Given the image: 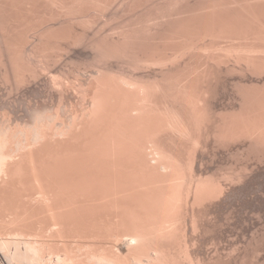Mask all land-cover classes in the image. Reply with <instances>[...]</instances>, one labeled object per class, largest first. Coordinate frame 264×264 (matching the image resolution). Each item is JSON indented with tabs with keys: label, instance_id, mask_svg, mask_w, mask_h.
<instances>
[{
	"label": "bare ground",
	"instance_id": "obj_1",
	"mask_svg": "<svg viewBox=\"0 0 264 264\" xmlns=\"http://www.w3.org/2000/svg\"><path fill=\"white\" fill-rule=\"evenodd\" d=\"M112 22H115L114 25ZM80 45L89 51V56L92 54L91 61H88L89 64L83 65L84 60L82 63L80 61L81 64L76 62L77 65L73 61H71L73 64L70 61L68 63V60L64 64V52L69 53L71 48L75 46L79 48ZM75 50L77 49L75 48ZM70 54L72 53L70 52L66 56ZM62 62L64 66L72 64L73 67L76 65V68L73 67L75 70L72 69L73 71L69 72L67 67L60 66V69H57L59 73L57 71L58 74L54 73V67L59 66ZM112 62L118 63L115 67L116 70H114ZM79 65L84 67L81 68ZM145 65L153 66L154 70L137 75L134 70ZM61 67L65 68V71H60ZM42 74L47 76L49 87L56 90V99L68 100L72 109L59 115L60 119L61 116L63 117L62 120L59 119L60 122L54 118L57 122L53 121L50 129L47 128L48 126H44L52 123L49 121L47 124L43 122L42 126H39L40 122H36L35 128L34 123L30 127L26 123L27 126L23 124L26 127L22 128V124L18 121L13 123L11 119H5V115L2 114L3 119H0V254L6 263L2 260L0 263L206 264L207 261L201 260L199 255H196L195 248H192V246L194 247L192 241H196L193 239L194 233L198 234L202 228L200 221L207 217L209 219V209L214 204L216 205V202L222 204L219 202H223L226 195L228 196V193L235 190V186H241L246 180L245 177L249 181V174L253 175L252 170H255L253 168L256 164H253L252 160L259 161L262 163H260L261 165H264V0H0V92L6 89L5 87L12 91L15 88V92L20 91V88L26 84H31L35 80L37 83V78L40 77L41 80ZM224 75L225 78H230L229 87L234 104L232 103L233 105L230 107L231 105L229 106L228 103L232 101L226 98L229 102L227 101V106L224 104L223 106L230 109L222 110V107H216V100L219 95L222 96V90L228 79L224 80ZM247 75L251 77V80L245 81V79L248 80ZM45 84L47 86V83ZM226 90L224 89V91ZM3 91L5 92L4 97L2 95L4 99L0 94V103L3 102V105L0 104V110L3 109L1 105L5 106L6 104L3 100H5L7 91ZM51 92L53 93V91ZM69 95H74V97L70 98ZM35 109L36 113L41 111V107ZM6 113L7 110L4 114ZM2 115L0 112V116ZM37 118L40 119V117ZM111 118L120 128L129 129L125 131L129 133L125 134L128 139L123 135L125 132L121 136L128 143V147L138 145L137 142L143 139L142 135L145 134V142L142 141L144 150L142 151H147L145 154L142 153L144 154L142 161L138 163H142L141 170L144 173L141 170L138 173L139 166H136L138 169L134 166V159L137 160L139 158L137 156L140 155L136 154L137 148H134V152L128 151L133 155V158L135 157L133 166H131L133 163L131 154V161L128 160L130 159L128 156L124 160L126 154L123 149L126 148L127 143L123 144L121 138L119 139L122 143L119 139L117 141L115 136L117 129L116 127H113L116 131L112 129L114 123ZM118 126L117 128H119ZM132 131L133 133L138 132V135L135 133L133 136ZM139 132H141L142 138H140ZM131 134L133 138L130 136ZM135 135L138 136L137 140L140 138L137 142L136 139L133 142ZM93 140L97 141L94 150H92ZM129 142L131 145L132 142L134 144L131 146ZM85 143H87L86 146ZM236 143L240 147L232 152L231 147L233 144L236 146ZM122 144L125 145V148ZM228 145H231L232 153H238L235 155L238 161L235 159V163H233L235 157L231 158L234 155L232 154L230 155L231 160L233 159L232 164H229V161H226L228 163L225 164L221 160L225 164L224 167L229 164L232 166L228 165L231 168L226 167L227 170L224 171V169L222 170L223 166H217L224 173L221 170L218 171L217 167V175L213 174L215 169L213 172L211 170L212 175L202 173L204 167L200 170L201 161L209 147L213 148L214 156L208 155L216 157L215 155L219 152L222 154L223 149ZM234 145L233 147H235ZM213 146H217L218 149H214ZM220 146L222 151H219L221 150ZM229 146L226 150L224 149L225 153L229 152L228 154H230V151H227ZM78 147L82 149L84 147L86 150L82 151L81 148L77 150ZM91 150L95 154L90 152ZM77 151H82L83 157L81 153L79 157V152L76 154ZM114 152L119 157L117 160L120 161L121 170L115 168L117 160L112 157ZM215 152L217 153L214 154ZM59 155L65 157L63 159L61 157L64 164L61 159L58 160ZM227 155L225 156L227 157ZM72 156H75L73 160ZM198 156L202 158L200 166L197 164ZM209 156L207 157L209 158ZM242 158L245 159L242 163L250 161L247 162L250 163V166H246L248 165L246 163V167H244L243 163L242 167L244 168L241 167L240 170L234 168ZM70 160L73 161V164ZM126 160H128L127 163L131 162L129 164L131 167H134L132 176H128L129 169L133 168L125 162ZM205 160H203V165H205ZM83 163L88 166L92 164L91 171ZM257 164L259 165V163ZM110 166L111 169L113 166L116 173L117 170L118 173H121L120 171L123 169L128 170H123L121 177L122 174L117 173L116 175L112 169V175L108 176L107 170ZM92 167L95 169L94 171ZM248 167H251L252 170ZM105 168H107L106 171H103ZM261 168L260 170H262ZM96 169L100 170L97 172ZM82 170L87 171L86 174ZM247 171H251V173L247 174ZM257 171L259 172V170ZM94 173L98 176L96 177ZM114 173L115 176H119L116 177L118 186L116 187L119 190L108 193L107 190L112 188L109 185L114 183L112 181ZM219 173L221 175H218ZM143 174L145 177L139 181L142 179L139 176ZM135 175H139L138 180ZM91 176L93 177L90 181L89 177ZM259 176H255V174L252 176L258 177L254 180L255 185L258 181L260 182L259 178L262 179L264 174ZM95 178L101 182L106 181V183L103 182L104 185L107 184L106 187L100 182L97 183ZM108 178L111 183L107 181ZM93 179L95 180L93 181ZM56 180L57 182H55ZM119 180L123 183L120 184ZM144 180L145 182H142ZM52 181L57 185L62 184V190L57 185L55 187ZM128 181L142 182L141 186L144 185L146 188L144 189L143 186L141 192V189H138L140 184L133 182L132 184H135L134 186L140 194L134 193L131 189L133 185L130 183L132 186L130 185L129 189ZM76 184L80 188L75 187ZM97 184L99 186L102 184L103 188H101L102 186L99 188ZM262 184L264 183L262 182ZM227 185L228 187L231 185V191H227ZM247 185L251 186L250 183ZM247 185L241 186V188H246ZM84 186L87 187L86 190ZM88 186L90 187L88 188ZM66 187H71V190ZM252 187L254 188V186ZM106 188L107 193L103 194L104 196H99L102 189ZM127 188L129 192L124 190ZM76 189L87 194H83L82 191L74 193ZM120 189L130 198H127L125 193H120ZM236 189L239 190L240 187ZM60 190L67 194L64 193L65 196H62ZM68 190L71 193L67 192ZM95 190H98L97 193ZM240 190L245 191V189ZM256 190H253V193L251 189L247 192H251V195L255 192L264 194L263 190H258L263 192ZM57 191L59 197L56 196ZM115 192L121 196L116 197ZM247 192L245 191V193ZM94 193L99 196L98 200ZM133 193L136 194V198H133ZM245 193L243 192V194ZM88 195L90 196L87 197ZM111 195L116 199L110 198ZM73 196L78 198L81 196L80 200L84 198L81 201L86 205L84 206L81 201L78 205V202H74L78 199L73 201ZM235 196L236 194L233 197ZM249 196L245 194L244 198L249 199ZM258 197L261 199L260 195ZM88 198L91 202L87 200ZM229 198L226 199L229 200ZM254 198L256 201L257 197ZM100 199L103 203L100 202ZM117 199H119L118 204L116 203ZM68 200L73 202H68ZM93 200L95 201L93 202ZM233 200L231 199V201ZM87 201L90 204L93 202L92 206ZM228 202L225 207H228ZM241 202L244 204L245 201L242 199ZM101 203L105 204V207ZM71 204H74L75 208H71L73 207ZM80 204H82V208ZM217 206L220 208L217 211L222 207L225 208L224 205ZM215 208L216 206L212 207L214 210ZM257 208L259 209V206ZM260 209L262 208L260 207ZM253 210L255 211L254 208ZM112 211L118 217L115 216L117 223L115 218L109 219V221L113 220L116 225L113 222L110 223L111 225L106 223L109 226L107 227L109 230L104 228L106 232L102 229L104 227L102 225L105 223L100 216L106 218L107 215L109 218L114 214ZM254 211L252 212L254 213ZM84 212H88L86 213L88 217ZM101 213L104 216H99ZM89 214L92 216L91 219H89ZM82 215L86 216L87 221L83 217L81 220L87 222V225L92 224H88V221L96 223L94 229H92L94 224L90 226L92 230L87 232L88 235L82 234L89 227L81 222ZM94 217L99 221L102 219V222L100 223ZM226 217L229 216L226 215ZM255 217H257L256 214L254 220L259 219V217ZM93 218L102 227L97 226V222L92 221ZM231 218L229 217V219ZM262 221L264 219L258 224H262ZM218 222H216L217 225ZM209 225H207L208 228ZM214 225L217 226L216 224L210 225V229H214ZM262 225L264 227V224ZM97 227L98 230L101 227L102 231L108 233L107 235L104 233L106 236H109L112 229L111 238L114 239L115 236L114 240L117 243L123 241L126 250L116 252L119 249L114 248V245L96 244L95 247L99 246L100 248L96 251L93 247L95 244L88 246L87 243L79 242L76 243L78 245L76 246L69 242L82 235L85 236L80 238L84 240L83 238L86 236L89 237V233L98 231L95 229ZM190 230L191 234L194 231L192 238ZM207 231L209 230L207 229ZM98 235L96 233L95 236L94 233V237L93 233L90 234L96 240L100 239ZM52 236L62 239L66 237L70 240H62L63 242L60 244L56 240L50 241ZM102 237L100 240L103 239ZM256 237L257 235L252 236L254 241ZM94 238H92L93 242ZM263 238L264 236H261V239ZM258 239L260 236L256 240ZM78 241L81 240L78 239ZM110 242L113 241L110 240ZM112 247L117 250L114 251ZM75 248L79 249L81 253L75 251ZM86 249L87 251H85ZM244 257L242 260L246 259ZM208 263L212 264L210 261Z\"/></svg>",
	"mask_w": 264,
	"mask_h": 264
},
{
	"label": "rangeland",
	"instance_id": "obj_2",
	"mask_svg": "<svg viewBox=\"0 0 264 264\" xmlns=\"http://www.w3.org/2000/svg\"><path fill=\"white\" fill-rule=\"evenodd\" d=\"M113 23V22H112ZM111 23V24H112ZM115 23V22H114ZM114 23H113V25H114ZM112 25V26H113ZM81 46V45H80ZM79 46V48H77L78 46H75V47H73V48H71V50H69L72 54H70V55H68V56H66V54H69L68 52H64V60H63V62H64V64H66V61L68 60V63H69V61L71 62V61H73V62H79L78 64H81L82 62H83V60H84V62H85V59H87L86 60V62H85V64H84V62L82 63L83 65H87V64H89L88 63V61H91V57H92V54L89 56V51H86V49H84V47L83 46H81L80 47ZM75 48L77 49V50H75ZM74 49V50H73ZM83 49V51H81ZM86 51V53H85V51ZM80 51V52H79ZM81 54V55H80ZM87 56H89V57H87ZM79 57V58H78ZM83 57V58H82ZM62 58V57H61ZM67 58V59H66ZM75 58V59H74ZM82 58V59H81ZM79 59V60H78ZM89 59V60H88ZM62 61V60H61ZM80 61H81V63H80ZM57 62H60V61H57ZM63 62L59 65V66H55L54 67V69H53V72L55 73L56 71L59 73V71L57 70V69H60V66H64L63 65ZM73 62H71L72 64H73ZM113 63V65L112 66H114L113 68H115L117 65L116 64H118V63H116V62H112ZM72 64L71 65H65L64 67L66 68L67 67V71H69L70 72V70H72V69H74L73 67H75L76 68V65H77V63H76V65L75 66H73L72 67ZM81 66V65H79L81 68L82 67H84V66ZM79 66H77V68L79 67ZM53 67V66H52ZM61 67V70L60 71H65V68H62ZM69 67V68H68ZM79 67V68H80ZM147 67V68H146ZM153 67V66H152ZM151 66L149 67V66H147V65H145V66H143V67H137V69L136 70H134L135 72H136V74L137 75H141V74H143L142 72H146L147 73V71L148 72H150V71H152V70H154L153 68H152ZM145 68V69H144ZM151 68V70H149ZM156 68V67H155ZM69 69V70H68ZM117 68H115L114 70H116ZM75 70V69H74ZM66 71V72H67ZM73 71V70H72ZM56 72V73H57ZM57 73V74H58ZM236 77H239V76H237L236 75ZM247 77H248V80H246L245 78V81H249V80H251L250 78V76L249 75H247ZM41 80H40V77L39 78H37V83H36V80L35 81H33V82H31V84L29 85V84H26V85H24V86H22L23 87V89H22V87L20 88V91L19 90H17V91H19V92H15V88L13 89V91L12 90H10L9 88H7V87H5L6 89H3V88H1V89H3V90H6L7 92H9V93H7L6 92V97H5V100H3L4 101V104H5V106H2L3 104V102H1L0 104H2L1 105V108L3 107V109H1L0 110V112H1V115L3 114V115H5L4 117H5V119H11V121L13 122V123H15L16 121H18V123H20V124H22V128H23V126L24 125H26L27 126V124L29 125L28 127H30L33 123H34V128H35V123L36 122H40L39 123V126L44 122L45 124H47L48 123V121L51 123L50 125H49V123L47 124V125H44V123H43V125L46 127V126H48L47 128H51L50 126H52V124H53V121L54 122H57V121H59L60 122V120H62V116H61V119H60V116L59 115H62L63 113H65L66 111H71V106H70V102H68V100H62V99H60V100H58V98L56 99V97H57V93H56V90L54 89H51V87H49V80L47 79V76L45 75V74H42L41 75ZM228 78V77H227ZM227 78H225V75H224V80H226ZM46 79V80H45ZM230 78H228L227 80H226V84L224 85L225 86V90L226 91H224V89L222 90V96H223V99H221L222 98V96L221 95H219L218 97H217V103H216V107L218 106V108L220 107H222L221 109L222 110H224V109H226V108H228V109H230L229 107H224V106H227V101L228 100H231L232 102H229L228 103V105L230 106V107H232V105L234 104L233 102H234V100H233V95H232V92H231V88L229 87V84H230ZM40 81H42L41 83H40ZM47 81V82H46ZM229 81V82H228ZM45 83H47V86H45L46 84ZM28 85V86H27ZM38 87H37V86ZM40 85V86H39ZM41 85H42V87H41ZM26 87V88H25ZM44 87V88H43ZM229 87V88H228ZM25 88V89H24ZM46 88V89H45ZM22 89V90H21ZM2 90V92H0V94H1V97H2V95L3 94H5V92ZM10 90V91H9ZM1 91V90H0ZM51 91H53V93L51 92ZM11 92V93H10ZM48 92H49V94H48ZM13 93V94H12ZM224 93V94H223ZM228 93V94H227ZM8 94H10L9 96H8ZM56 94V95H55ZM232 95V96H231ZM72 95H69L68 97H70V98H72V97H74V95L71 97ZM225 96H227V97H225ZM229 96H231V97H229ZM3 97H4V95H3ZM2 97V99H4ZM225 97V98H224ZM218 98H219V100H218ZM228 100H227V99ZM225 99V100H224ZM221 100V101H220ZM1 101V100H0ZM60 101V102H59ZM63 101V102H62ZM222 101H223V103H222ZM225 102V103H224ZM233 103V104H232ZM82 105H83V102L81 103ZM221 104V105H220ZM223 104H224V106H223ZM226 104V105H225ZM5 107V108H4ZM6 107H7V109H6ZM36 107H41V111H38V113H36L37 111H36ZM4 109H6L7 110V113L6 114H4L5 112H6V110H4ZM33 109V110H32ZM220 109V110H221ZM43 110V111H42ZM59 110H61V111H59ZM3 111H5L4 113H3ZM35 113H34V112ZM57 113H59L58 115H56ZM61 113V114H60ZM31 114V115H30ZM41 114H42V116H41ZM3 115L2 116H0L1 118L0 119H3ZM6 115H8V116H6ZM32 116V117H31ZM6 117H8V118H6ZM10 117V118H9ZM37 117H40V119L39 118H37ZM57 117H59V118H57ZM52 118V119H51ZM54 118L57 120H54ZM37 119V120H36ZM39 119V120H38ZM47 119V121H45ZM60 119V120H59ZM112 120V123H114L115 121H113L114 119L113 118H111ZM34 120V121H33ZM41 120V121H40ZM44 120V121H43ZM116 120V119H115ZM32 122V123H31ZM110 122V121H109ZM27 123V124H26ZM116 123V122H115ZM110 124V126H112V129H114L113 127H116V129H117V131H116V129H114L117 133H115L116 135V137H117V141H119L120 140V142L122 143V141H121V139H123L121 136H122V134L125 132V131H128L129 129H127V128H123V127H121L120 128V126H118L117 124ZM24 124V125H23ZM115 125V126H114ZM26 126H24V127H26ZM42 126V125H41ZM117 126L119 127V128H117ZM32 129H33V127H32ZM114 131V132H115ZM113 133V132H112ZM131 133V132H130ZM135 133L137 134L138 132H136L135 131ZM135 133H133V131H132V134H133V136H134V134ZM141 132H139V134H140ZM114 134V133H113ZM125 134H129V133H127V132H125L123 135H124V137L126 138V135ZM132 134L130 135L131 137H132ZM138 135V134H137ZM63 136H67V135H63ZM142 136H143V139H141V140H139L140 138H142ZM141 136V134H140V138L138 139L139 141H141V142H139L137 139H136V137L138 138V136H136L135 135V138H134V140H133V142H135V139H136V142L138 143V145H137V147H128V143L127 142H125V139H123V144H125V143H127L126 144V146L125 145H123L122 144V146L125 148V149H128V150H125V149H123L124 151H125V157H124V160L126 159V156H128V157H130V159H128V160H130L131 161V153H129L128 151H130V152H132L133 150H134V148L136 149V150H138V151H136V154H138L139 156H137V157H139L137 160L136 159H134L133 158V155H132V161L131 162H133V163H131V166H133L132 164H134V160H135V164H134V166H135V168H137L138 166H139V169H138V173H139V170H141L142 168V163L141 164H138V163H140L141 161H142V158H143V155L145 154V151H147V150H145L144 152L142 151V150H144L143 149V143H142V141H144L145 140V134H143ZM128 137V136H127ZM119 138H121V139H119ZM130 138V137H129ZM133 138V137H132ZM119 139V140H118ZM126 139H128V138H126ZM131 139V138H130ZM129 139V140H130ZM91 141V140H90ZM89 142V141H88ZM93 142L95 143H93V145H94V147L92 146V150H94V148L96 147V145H97V141L96 140H93ZM125 142V143H124ZM130 142H131V140H130ZM129 142V143H130ZM132 142V145L134 144ZM145 142V141H144ZM86 144L87 143H85L84 145L86 146ZM91 144V143H90ZM89 144V146H91ZM129 145H131V143L129 144ZM131 145V146H132ZM234 145V144H233ZM233 145H232V147H231V150H232V152L235 150L236 151V148L238 149L240 146H239V144H237L236 143V146L235 147H233ZM84 146V147H85ZM149 147L151 146L150 144L148 145ZM211 146V145H210ZM229 146V145H228ZM227 146V147H228ZM231 146V145H230ZM230 146H229V149H227V151L229 150L230 151ZM84 147H83V149H84ZM214 147V149H218L217 148V146H213ZM226 147V148H227ZM81 147H78V149L77 150H79ZM89 148V147H88ZM88 148H87V150H88ZM129 148H131V149H129ZM133 148V149H132ZM222 148H223V146H222ZM226 148H224L225 150H226ZM83 149L81 148V150L83 151ZM90 149V148H89ZM213 148H210L209 147V149L207 150V153L203 156V160H205V165H203V160L201 161V159L202 158H199V156H198V161L200 162H202V165H201V168H200V170L202 169V167H204L202 170H204V171H201L202 173H208V175H212V173H211V170H212V172H213V170L215 169V172H213V174L215 173L216 175H217V173H216V169L218 168V171L219 170H221V169H219V167H217V166H220V167H224V165L225 164H227L228 162H226V161H229V164L232 162V160L234 159V162L233 163H235V159H236V157H235V155L237 154L238 155V153L236 152V154L235 153H232L231 151H230V154H228L227 152L225 153V151H224V149H223V151H222V149H221V146L219 147V149H221V150H219V151H222V154L220 155L219 153H217V152H215L214 154H216L217 153V155H215L216 157H212V156H214L213 155V150H212ZM76 150V149H75ZM84 150H86V148L84 149ZM92 150L90 151V152H92ZM210 150V151H209ZM81 151V152H82ZM216 151V150H215ZM72 152H73V150H72ZM75 152V151H74ZM79 151H77L76 152V154L78 153ZM81 152H79V154H78V156L80 155V153ZM87 152V151H86ZM127 152V153H126ZM134 152V151H133ZM141 152V153H140ZM148 152L150 153L151 151H150V149L148 150ZM148 152H146V153H148ZM210 152H212V153H210ZM92 153H94L95 154V152L93 151ZM91 153V154H92ZM109 153H111V152H109ZM128 153H129V155H128ZM142 153H144V154H142ZM75 153H73V155H74ZM75 154V155H76ZM82 154V153H81ZM87 154V153H86ZM90 154V153H89ZM89 154H87V155H89ZM114 154V156H112V157H115V159L117 160L119 157L117 156V155H115L116 153L114 152L113 153ZM113 154H111V155H113ZM141 154H142V156H141ZM208 154H211L210 156L208 155ZM219 154V155H218ZM229 156H228V155ZM232 154H234V155H232ZM71 155H72V153H71ZM83 155L84 154H82V157H83ZM135 155V154H134ZM225 155H227V157H229L230 158V155H232L231 156V158H233V157H235V158H233L232 160H231V158H230V160H229V158H227ZM140 156H141V158H140ZM207 156H209V158L207 157ZM61 157H62V155H59V158H58V160H60L61 159ZM71 156H69V158H70ZM73 158H72V160L75 158V156H72ZM77 157V156H76ZM80 157V156H79ZM85 157V159H86V156H84ZM136 157V158H137ZM200 157H202V156H200ZM224 159H223V158ZM239 157H240V155H239ZM63 158H65V157H62V159ZM78 158V157H77ZM238 158V157H237ZM62 159H61V161H62ZM71 159V158H70ZM134 159V160H133ZM200 159V160H199ZM225 159H228V160H225ZM239 159V158H238ZM240 159H241V157H240ZM243 159L244 158H242V160L240 161L241 162V164H240V162H238L237 164H235V165H237V167L235 166L234 168H238L239 170H240V168L242 167V164H243V166L244 167H246V166H250V163H247V162H250V161H244L243 163H242V161H243ZM72 160H70L71 161V163L73 162ZM78 160V159H77ZM80 160L82 161V158H80ZM123 160V159H122ZM128 160H126L125 162L127 163V161ZM221 160H223L224 162H225V164H224V162L222 161L221 162ZM245 160V159H244ZM67 162H68V160H66ZM79 161V160H78ZM84 161H86V160H84ZM91 161V160H90ZM94 161V160H93ZM236 161H238L237 159H236ZM252 161H254V163L253 164H255V167L256 166H258V167H256L257 168V170H259V172L256 170V168L254 167V166H252L253 164L251 163V166H252V168L253 169H255L254 171L252 170V168L251 167H248V168H250L251 170H252V172H254L253 173V175L252 176H254V174H255V176H262L264 173V170H263V168H264V165H261L262 163L261 162H259V161H256V160H252ZM251 161V162H252ZM256 161V162H255ZM52 162H53V160H52ZM58 162H60V161H58ZM63 162V161H62ZM62 162H61V164H62ZM67 162H66V164H67ZM74 162H76V161H74ZM122 162V161H121ZM124 162V161H123ZM125 162L123 163V164H125ZM197 163L198 164V166H200L199 164H201V162L200 163ZM55 163H57V162H55ZM70 163V164H71ZM78 163V162H77ZM79 163H80V161H79ZM90 163V162H89ZM129 162L127 163L128 165L130 164ZM246 163L248 164V165H246ZM257 163H259V165L257 164ZM261 163V164H260ZM63 164H64V162H63ZM62 164V165H63ZM73 164V163H72ZM71 164V165H72ZM84 164V166H88V165H86L85 163H83ZM115 164V163H114ZM113 164V165H114ZM122 164V165H123ZM126 164V165H127ZM220 164V165H219ZM222 164V165H221ZM228 164V165H229ZM232 164V163H231ZM56 165V164H55ZM60 165V164H59ZM92 165V164H91ZM91 165L90 166H88L89 167V169H90V167H91ZM94 165V164H93ZM95 165H97V164H95ZM110 165V164H109ZM115 165H117L116 167H115ZM114 165V167L116 168V169H118V168H120V166H121V164H120V161H118L117 160V162H116V164ZM138 165V166H137ZM141 165V166H140ZM226 166V167H228V169L229 168H231L232 166L231 165H229V166H231V167H229V166ZM246 165V166H245ZM57 166H58V164H57ZM73 166V165H72ZM76 166H78V165H76ZM108 166V165H107ZM106 166V167H107ZM130 166V165H129ZM130 166V167H131ZM137 166V167H136ZM234 166V165H233ZM240 166V167H239ZM59 167V166H58ZM57 167V168H58ZM124 167H126V166H124ZM217 167V168H216ZM222 167V170L224 169V171H226L227 169H225L226 167H224L223 168ZM244 167H242V168H244ZM262 167V168H261ZM60 168L62 169V167L60 166ZM80 168V167H79ZM85 168H87V167H85ZM93 168V167H92ZM96 168V167H95ZM128 168V167H127ZM131 168H133V169H129L130 171L127 173L128 174V176L129 175H131L132 176V170L134 171V167H131ZM260 168L263 170H260ZM76 169V168H75ZM82 169L84 170V167H82ZM106 169L107 168H105V170H103V171H106ZM112 169L114 170V168H113V166H112ZM112 169H111V166L109 167V170H107V175L109 176V174H111V172H112ZM122 169H123V167H122ZM58 170V169H57ZM73 170V169H72ZM82 170V171H83ZM85 170H87V169H85ZM95 169L93 168V171H94ZM98 170H100V169H98ZM98 170L96 169V171L98 172ZM119 170V169H118ZM117 170V173L119 172ZM120 170H121V168H120ZM124 170V169H123ZM122 170V171H123ZM126 170H128V169H125L124 171H126ZM136 170V169H135ZM205 170H207L206 172H205ZM208 170H210L209 172H208ZM221 170V171H222ZM249 170V169H248ZM62 171H63V169H62ZM74 171V170H73ZM79 171V170H78ZM81 171V170H80ZM89 171V170H88ZM90 171H91V169H90ZM92 171V172H93ZM115 171V170H114ZM122 171H120L121 173H118L119 175L120 174H122ZM142 172H143V170H141ZM217 171V172H218ZM221 171H220V173H221ZM224 171H222V173H224ZM256 171V172H255ZM58 172H59V170H58ZM74 172H76V171H74ZM84 172V171H83ZM85 172H87V171H85ZM84 172V173H85ZM91 172V173H92ZM131 172V173H130ZM136 172V171H135ZM134 172V173H135ZM248 172L249 173H251V171H247L246 173L248 174ZM73 173V172H72ZM106 173V172H105ZM115 173H116V171H115ZM115 173H114V178H113V184H111V185H109V187H112V188H109L108 190H107V188L105 189V190H103L102 189V192H100L101 193V195H99V196H102L103 194H105V193H107L106 192V190L108 191V193L111 191V193H112V191H113V193H114V191L116 190L117 191V178L119 177H117V176H115ZM117 173H116V175H117ZM124 173V172H123ZM133 173V174H134ZM137 173V172H136ZM135 173V174H136ZM144 173V172H143ZM218 174V175H221V174ZM256 173H257V175H256ZM263 173V174H262ZM60 174H62V173H60ZM81 174H82V172H81ZM86 174V173H85ZM88 174H90V173H88ZM99 174V173H98ZM142 174V173H141ZM214 174V175H215ZM58 175V174H57ZM75 175H76V173H75ZM94 175H95V173H94ZM112 175V174H111ZM125 176H126V174H124ZM206 175V174H205ZM249 175H250V177H249ZM248 175V180L249 181H247V178L245 177V182L244 183H242V185L241 186H246L248 183H250L251 184V186L250 185H247L248 187H246V188H241V186H239L240 187V189H245V191L247 192V191H250V189H251V192L253 193V190H255V189H257L256 191L257 192H263L264 191V184H262V182L264 183V176H262L263 178L262 179H260L259 178V180H260V182L258 181L257 182V180H256V182L257 183H261L260 185H258L256 182V185L254 184V180L257 178L258 179V177H252L251 176V174H249ZM61 176V175H60ZM77 176V175H76ZM78 176H81V175H79L78 174ZM96 176V175H95ZM98 176V175H97ZM96 176V177H97ZM102 176V175H101ZM105 176V175H104ZM123 176V174L121 175V177ZM128 176H126V177H128ZM134 176V175H133ZM137 175H135V178H136V180H138L140 177L142 178V179H140L139 181H141V180H143V178L145 177V175L143 174L142 176H139V178H138V176L136 177ZM246 176V175H245ZM259 176V177H260ZM48 177V176H47ZM58 177H59V175H58ZM62 177V176H61ZM82 177V176H81ZM87 177V176H86ZM93 176H91V177H89L90 178V181L92 180L91 178H92ZM117 177V178H116ZM120 177V178H121ZM49 178V177H48ZM56 178V177H55ZM63 178V177H62ZM75 178H77V177H75ZM84 178H85V176H84ZM88 178V177H87ZM98 178H100V177H98ZM97 178V179H98ZM107 178V177H106ZM138 178V179H137ZM250 178H251V180H250ZM50 179V178H49ZM48 179V180H49ZM57 179V178H56ZM86 179V178H85ZM96 179V178H95ZM95 179H93V181L95 180ZM96 179V182L98 183V182H100V183H102L103 184V182L104 181H102L101 182V180L99 181V180H97ZM103 179H104V177H103ZM102 179V180H103ZM116 179V180H115ZM126 179V178H125ZM124 179V180H125ZM130 178H128V180H129ZM131 179H132V177H131ZM52 180H54V179H52ZM64 180V179H63ZM80 181H81V179H79ZM89 180V179H88ZM106 180V179H105ZM116 182H115V181ZM121 180H122V178H121ZM135 180V179H134ZM74 181V180H73ZM72 181V182H73ZM92 181V182H93ZM107 181H109V178H108V180ZM123 181V180H122ZM130 181V180H129ZM128 181V182H129ZM132 181V180H131ZM139 181H136V182H134V183H138V184H140L139 185V187H138V189L140 190L143 186H141V184H143L142 182H145V180L144 181H142L141 183H139ZM252 183H251V182ZM53 183H54V181H52ZM55 182H57V180L55 181ZM58 182L60 183L61 182V180L59 179L58 180ZM64 183H65V181H63ZM83 182V181H82ZM89 182V181H88ZM110 182V181H109ZM108 182V183H109ZM119 182H120V180H119ZM119 182H118V185H119ZM133 182H129V189L131 188V186L133 185V187L134 188H136L134 185L135 184H132ZM76 183H77V181H76ZM85 183H86V180H85ZM104 183H106V181L104 182ZM111 183V182H110ZM121 183H123V182H120V184ZM125 183H126V181H125ZM132 185H131V184ZM49 184V183H48ZM55 184V183H54ZM66 184H67V182H66ZM65 184V185H66ZM81 184V183H80ZM79 184V185H80ZM102 184L100 185V186H102ZM56 185L57 184H55V187H56ZM64 185V186H65ZM85 185H87V184H85ZM89 185H90V183H89ZM93 185H94V182H93ZM98 185V184H97ZM96 185V186H97ZM104 185V184H103ZM105 185H107V184H105ZM104 185V186H105ZM126 185H127V183H126ZM125 185V187H127ZM131 185V186H130ZM258 185V186H257ZM57 186H59L60 187V189L62 190V184H60V185H57ZM73 186H74V184H73ZM82 186H83V183H82ZM90 186H92V185H90ZM90 186H88V188L90 187ZM99 186V185H98ZM97 186V187H98ZM100 186H99V188H100ZM117 186V187H116ZM121 186V185H120ZM124 186V185H123ZM141 186V187H140ZM231 185H229V187H228V185H227V187L228 188H226L227 189V191H231L232 190V187H230ZM252 186H254V188L252 187ZM75 187H78V185L76 184L75 185ZM92 187H94L95 189H96V187L95 186H92ZM106 187V186H105ZM116 187V188H115ZM124 187V188H125ZM131 188V189H133V191H134V193H139L140 194V192H139V190L136 188V189H134V188ZM236 188H238L239 189V187L238 186H235ZM251 187V188H250ZM66 188H68V187H66ZM65 188V189H66ZM71 188V187H70ZM70 188H68V189H70ZM72 188H74V187H72ZM78 188H80V186L78 187ZM84 188H85V190H86V186H84ZM98 188V189H99ZM101 188H103V186L101 187ZM146 187L144 186V189H145ZM230 188V189H229ZM233 188H234V186H233ZM236 188H234L233 190L234 191H232V192H230V193H228V196L226 195V198L228 199V197H230L229 198V200H227L226 198H225V200H223V202L222 201H220L219 203H222L223 205H224V207H225V205L227 204V202L229 203V205H227L228 207H225V208H223L222 206V204H217V202H216V205L214 204L213 206L215 207L216 206V208H215V210L214 209H212V207L209 209V212H208V215H209V219H208V217L207 218H203L202 220L203 221H200V223H201V227L199 226V229L202 231L203 230V228H205L203 231L205 232H201L200 230H197V231H200L198 234H196V233H194V231H193V233L195 234V236L193 235V233L191 234V230L189 231L190 232V237L192 238L193 236V239H196V241H192V245H194V247L192 246V248L194 249L195 248V250L197 251V256L199 255V257L201 258V260H203V259H205V260H203L204 262L205 261H207L206 262V264L210 261L212 264H264V238L263 239H261V236H264V227H263V225L262 224H264V221H262V224H258V223H260L261 222V220H263L264 219V201H263V199H264V194H261V193H257L256 194V192L253 194V195H251V192H247V193H245V191H243V190H237ZM247 188H250V189H248L247 190ZM253 188V189H252ZM63 189H64V187H63ZM81 189H82V187H81ZM123 189V188H122ZM143 189V188H142ZM142 189L140 190L141 192H142ZM55 190V189H54ZM59 190V189H58ZM60 190V194H61V191ZM71 190V189H70ZM70 190H68L67 192H70L71 193V191ZM83 190V189H82ZM82 190H80V189H76V190H74V193H75V191H76V193H77V191H82ZM90 190H92V188H90ZM89 190V191H90ZM94 190V189H93ZM119 190V189H118ZM125 190V192H129V190H128V188H127V190L126 189H124ZM138 191V192H135V191ZM258 190H263V191H258ZM63 191H66V190H63ZM96 191V190H95ZM94 191V192H95ZM98 191V190H97ZM97 191L95 192V193H97ZM100 191V190H99ZM120 193H125V192H123L121 189H120ZM131 191V190H130ZM241 191H243L246 195H251V196H249V199L247 198V199H245L244 197H245V194H243V192H241ZM55 192V191H54ZM83 192V191H82ZM87 192H88V190H87ZM90 192H92V191H90ZM119 192V191H118ZM236 194V196L235 197H233L235 194ZM239 194H238V193ZM241 192V193H240ZM65 193V192H64ZM63 192H62V196H65V194H67V193H65L64 194ZM73 193V192H72ZM85 192H83V194H84ZM93 193V192H92ZM94 193V194H95ZM99 193V194H100ZM132 193V192H131ZM133 193V198L135 197L136 198V194H134ZM264 193V192H263ZM59 193H58V191H57V194H56V196H60V195H58ZM64 194V195H63ZM78 194H80L79 192H78ZM82 194V195H83ZM85 194H87V193H85ZM90 194V193H89ZM115 194H116V192H115ZM126 195V197L127 198H130L129 197V195L127 194V193H125ZM130 194V193H129ZM229 194H230V196H229ZM234 194V195H233ZM238 194V195H237ZM242 196H241V195ZM81 195V194H80ZM96 196H97V194H95ZM94 195V196H95ZM107 195V194H106ZM113 195V194H112ZM112 195H111V197L110 198H115L116 199V197H119V196H121V194L120 195H118V194H116V197H112ZM131 196H132V194H130ZM138 195V194H137ZM232 195V196H231ZM255 195V196H254ZM256 195H260V197H261V199H259V197L258 196H256ZM66 196H68V195H66ZM70 196H72V195H70ZM69 196V197H70ZM79 196V195H78ZM90 195H88L87 197H89ZM92 196V195H91ZM96 196H95V198H96ZM99 196H97V200H98V197ZM104 196V195H103ZM108 197H109V195H107ZM123 196V195H122ZM124 196V197H125ZM238 196V197H237ZM241 198H240V197ZM253 196V197H252ZM57 197V198H58ZM74 197V196H73ZM77 197V196H76ZM76 197H74L73 198V201H74V199L76 200V199H78L77 201H74V202H78V205H79V201H81V200H83V199H81L80 200V197L78 198H76ZM83 197V196H82ZM233 197V198H232ZM254 198V197H257L256 198V201H259V202H257L256 203V201H254L255 200V198L254 199H252V198ZM56 198V199H57ZM63 199H64V197H62ZM65 198H68V197H65ZM93 197H91V199H92ZM95 198H93V199H95ZM101 198V197H100ZM102 198H104V197H102ZM127 198H125V199H127ZM235 198H239L238 200L240 201H238V200H236ZM62 199V200H63ZM70 199H71V197H70ZM120 199V198H119ZM119 199H117L116 200V203H117V201L119 200ZM121 199H123V198H121ZM231 199H234L235 201H238V202H235L234 200L233 201H231ZM241 199V200H240ZM242 199H243V201H245L244 202V204H243V202H241L242 201ZM245 199V200H244ZM58 200H59V198H58ZM86 200V199H85ZM89 202H91V200H89V198L87 199ZM96 200V199H95ZM95 200H93V202L95 201ZM105 200V199H104ZM108 200H110V199H108ZM107 200V201H108ZM227 200V202L225 203V201ZM253 200V201H252ZM70 200H68V202H69ZM72 201V202H73ZM87 201V203H89ZM124 201H126V200H124ZM247 201V202H246ZM71 202V201H70ZM71 202V203H72ZM83 201H81V203H82ZM92 202V203H93ZM100 202H102L103 203V201L100 199ZM110 203H111V201H109ZM231 202H233V203H231ZM251 203V206H250V203ZM84 203V202H83ZM92 203L90 204L91 206H92ZM99 203V202H98ZM98 203H97V205H98ZM101 203V205H103L104 207H105V204H102ZM115 203V202H114ZM123 203V202H122ZM95 204V203H94ZM112 204V203H111ZM118 204V203H117ZM231 204H232V206H231ZM247 206H246V205ZM253 204H257V205H253ZM72 205V204H71ZM76 205V204H75ZM77 205V206H78ZM81 205L82 204H80V207H81ZM86 204L84 203V206H85ZM88 205V204H87ZM108 205H109V203H108ZM217 205H220V207H222V209L221 210H218L217 211V209L219 208V206H217ZM243 205H245V206H243ZM73 207H71V208H75L74 207V204L72 205ZM76 206V207H77ZM99 206V205H98ZM102 206V207H103ZM259 206V209L257 208ZM70 207V206H69ZM87 207V206H86ZM85 207V208H86ZM101 207V206H100ZM108 207V206H107ZM234 207V208H233ZM245 209H244V208ZM250 209H249V208ZM260 207L262 208V209H260ZM78 208H79V206H78ZM82 208V207H81ZM80 208V209H81ZM93 208V207H92ZM94 208H95V206H94ZM93 208V209H94ZM98 208V207H97ZM253 208L255 209V211L253 210ZM64 209V208H63ZM96 209V208H95ZM103 209H105V208H103ZM220 209V208H219ZM251 209H252V211H254V213L256 214V216L257 217H259V219L260 218H263V219H260V221H259V219L257 218V217H255V218H257V219H255L254 220V216H255V214L251 211ZM74 210H77V209H74ZM79 210V209H78ZM89 210V209H88ZM92 210V209H91ZM102 210V209H101ZM211 210V211H210ZM212 210H213V212H216V213H214L213 214V212H212ZM258 210H259V213H258ZM261 210V211H260ZM82 211V210H81ZM87 211V210H86ZM90 211V210H89ZM91 212V211H90ZM211 212V213H210ZM85 213V212H84ZM86 213H88V212H86ZM85 213V215H87ZM112 213H114V214H112L113 215V217H112V215H110L109 216V218H107V215H106V218L108 219V221H109V219H114L115 218V216L117 217V215L115 214V212H113L112 211ZM220 213V214H219ZM253 213V214H252ZM83 214V213H82ZM213 214V215H212ZM217 214V216H215ZM258 214H262V215H258ZM75 216H77V214H74ZM100 215H103V213H101V214H99V216ZM213 216L214 218L212 219V217L211 216ZM219 215H221L220 217H219ZM226 215L227 216H229L231 219H229V217H226ZM89 216H90V214H89ZM104 216V215H103ZM234 216V217H233ZM82 217H83V215L81 216V218H80V220L82 219ZM87 217H88V215H87ZM97 218H98V215L96 216ZM102 219H104L103 220V222L105 223H102V224H104V225H102V226H104L102 229L104 230V231H106L104 228L106 227V229L107 230H109L107 227H109V226H107L106 225V223L108 224H110V223H112L113 222V220H110L109 222L108 221H106L107 219L105 218V217H102V216H100ZM210 217H211V219H212V222H211V219H210ZM220 219H222V220H224L223 222H222V220L220 219H218V218ZM75 219H76V217H74ZM84 219H86V216L85 217H83ZM92 218V216H90L89 217V219H91ZM95 218V217H94ZM93 218V220L92 221H94L95 219H97V218H95L94 219ZM118 218V217H117ZM117 218H115L114 220L116 221V219ZM225 218H227V220H225ZM79 219V218H78ZM77 219V220H78ZM88 219V220H89ZM102 219L99 221V219H97L100 223L102 222ZM216 219H218V220H216ZM97 220H95L96 222H97ZM254 220V221H253ZM258 220V221H257ZM84 221V220H83ZM86 221H87V219H86ZM205 221H207L206 223H208L207 225H209L210 223H212V224H210V225H213V224H216L217 225V223L216 222H220L221 224L219 225V222H218V225L217 226H215L214 225V229H210V225H209V228H208V226L205 224ZM79 223H81L82 222V220H81V222L80 221H78ZM118 222H119V220H118ZM204 222V223H203ZM210 222V223H209ZM82 223H85L86 224V226H89V225H87V222H82ZM94 224L93 225V228L92 229H94V226L96 225V223L94 222H91L90 221V223H89V221H88V224ZM99 223V224H100ZM115 222H113V224H114ZM116 223H117V221H116ZM116 223H115V225H116ZM92 224L90 225V226H92ZM97 224H98V222H97ZM97 225V226H101V225ZM202 224H203V226H202ZM257 224V225H256ZM111 225V224H110ZM206 225V226H205ZM261 225V226H260ZM90 226L88 227V230L90 229ZM101 226V227H102ZM205 226V227H204ZM260 226V227H259ZM96 227V226H95ZM101 227H99L100 229L98 230V227L97 228H95V229H97L98 231H99V233L101 232H103L102 234H99L98 233V231H96V230H94V231H96V232H91V233H93V236H94V233H95V236H96V233H97V235H98V237L100 236V239H101V237L105 240V242H104V240L102 239V240H100V239H98V240H96L93 236H90V234L91 233H89V237H90V239H89V237L88 236H86L85 238H83L84 240H82V238H80V237H82V236H85V235H88V233L87 232H90L92 229H90L89 231L88 230H86V231H84V233H82L81 231V233L82 234H85V235H82V236H79V238H76L75 236H73V237H75L76 239H77V241H76V239H75V241H74V239H73V241H69L70 240V238L69 239H66V237L64 238V239H62L61 237H55V236H52V237H50V241H57V242H59L60 244L66 239L67 241H69V242H71V243H74L76 246H78L77 244L80 242V243H87L88 244V246H91L90 244H95L93 247H94V249L96 250V249H98L99 248V246L96 248L95 246H97L96 244H106V245H108V246H111V245H114V248H117V249H119V250H115L113 247H112V249L114 250V251H116V252H118V251H121V252H124L125 250H126V247L124 246L125 244H123V241L122 240H117V241H122V242H116L114 239H116L115 238V236H114V239H113V237L111 238V232H113V230L111 229L110 230V234H109V236H106L108 233H106V232H104V231H102V229H101ZM212 227V226H211ZM86 228V227H85ZM84 228V229H85ZM84 229H82V230H84ZM207 229L209 230V231H207ZM101 230V231H100ZM206 230V231H205ZM87 234H86V233ZM74 233V232H73ZM76 233H79L78 231H76ZM104 233L106 234V235H104ZM256 233H258V234H256ZM71 234V236H72V233H70ZM80 234V233H79ZM112 234H114V233H112ZM199 234H201L200 236H198ZM255 234V235H254ZM260 234V235H259ZM262 234V235H261ZM75 235V234H74ZM192 235V236H191ZM197 235V236H196ZM257 235V237H256V239L257 238H259V236H260V239H258V240H256L255 239V241H254V239L252 238V236H256ZM259 235V236H258ZM77 237H78V234L76 235ZM106 236V237H105ZM113 236V235H112ZM72 237V238H73ZM94 238V240L96 241H94L93 242V239L92 238ZM105 237V238H104ZM111 238V239H109V240H106V239H108V238ZM196 237V238H195ZM199 237H200V239H199ZM68 238V237H67ZM72 238H71V240H72ZM86 238H88V239H86ZM97 238V237H96ZM198 238V239H197ZM78 239H80L81 241H78ZM91 239H92V241H91ZM113 239V240H112ZM253 241H252V240ZM63 240V241H62ZM85 240H86V242H85ZM90 240V241H89ZM110 240L111 241H113V242H110ZM89 241V242H88ZM99 241V242H98ZM100 241H102V242H100ZM109 242V243H108ZM115 242V243H114ZM196 242V243H195ZM77 243V244H76ZM193 243H195V244H193ZM117 244V245H116ZM63 245V244H62ZM61 245V246H62ZM87 246V247H88ZM116 246V247H115ZM92 247V248H93ZM62 248H63V246H62ZM88 249L89 250H91L89 247H88ZM93 249V251H95ZM100 249V248H99ZM192 249V250H193ZM88 250V251H89ZM75 251H79L80 252V250L79 249H76L75 248ZM85 251H87V249L85 250ZM97 251V250H96ZM194 251V250H193ZM195 252V251H194ZM81 253V252H80ZM196 253V252H195ZM244 256H246V257H244ZM243 257L244 258H246L245 260H242L243 259ZM0 260H2L1 258H0ZM237 262V263H236ZM1 264V263H0ZM209 264V263H208Z\"/></svg>",
	"mask_w": 264,
	"mask_h": 264
},
{
	"label": "built area",
	"instance_id": "obj_3",
	"mask_svg": "<svg viewBox=\"0 0 264 264\" xmlns=\"http://www.w3.org/2000/svg\"><path fill=\"white\" fill-rule=\"evenodd\" d=\"M2 256H1V254H0V258H1ZM2 259V258H1ZM4 263H6L4 260H2Z\"/></svg>",
	"mask_w": 264,
	"mask_h": 264
}]
</instances>
